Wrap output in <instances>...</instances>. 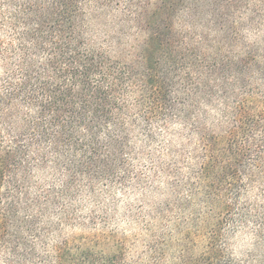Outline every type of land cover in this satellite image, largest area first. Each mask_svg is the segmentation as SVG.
<instances>
[{
  "label": "trees",
  "instance_id": "1",
  "mask_svg": "<svg viewBox=\"0 0 264 264\" xmlns=\"http://www.w3.org/2000/svg\"><path fill=\"white\" fill-rule=\"evenodd\" d=\"M106 3L0 0V264H264V35L114 60Z\"/></svg>",
  "mask_w": 264,
  "mask_h": 264
},
{
  "label": "rangeland",
  "instance_id": "2",
  "mask_svg": "<svg viewBox=\"0 0 264 264\" xmlns=\"http://www.w3.org/2000/svg\"><path fill=\"white\" fill-rule=\"evenodd\" d=\"M263 3V0H134L128 9L106 3L101 10L88 9L91 11L86 17L89 46L111 59L130 61L150 44V36L157 32L162 33L159 36L162 42L175 50L219 46L233 39L239 42L241 38L250 41L264 35V20L251 21L248 10L264 8ZM157 14L163 24L157 20ZM136 196H131L129 201L137 208ZM146 197L148 203L155 205L173 200L165 184ZM119 199L123 201L122 210L128 201ZM118 222L120 230H135L122 217Z\"/></svg>",
  "mask_w": 264,
  "mask_h": 264
}]
</instances>
